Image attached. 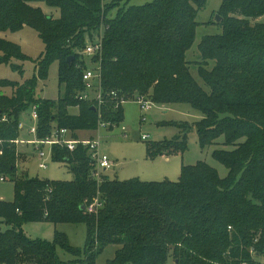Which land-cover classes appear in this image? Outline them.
I'll return each instance as SVG.
<instances>
[{"label":"trees","instance_id":"trees-1","mask_svg":"<svg viewBox=\"0 0 264 264\" xmlns=\"http://www.w3.org/2000/svg\"><path fill=\"white\" fill-rule=\"evenodd\" d=\"M37 1L0 0V31L30 26L44 45L32 77L0 79V88H11L10 94L0 91V118L6 117L0 121V173L15 169L13 140L24 111L36 107L38 138L54 128L72 133L95 130L101 122L114 126L123 116L122 105L114 107L110 97L114 91L200 111L192 126L198 144L214 146L212 156L227 174L220 177L200 160L183 165L177 181L118 180L105 173L98 181L84 146H53L52 160L67 164L73 177H14V200L0 201V264H67L57 248L72 256L71 263L93 264L109 244L120 247L106 264H264L257 262L264 256V22L250 24L264 17V0H221L222 31L201 38L196 61L187 60L186 52L206 0H45L58 15L33 5ZM94 40L101 49L89 61L98 69L101 104L78 98L88 68L82 51ZM26 58L18 44L0 37V64L21 74ZM54 61L58 95L42 98L38 80ZM73 105L79 106L76 114L67 110ZM175 126L185 131L149 144V157L185 151L192 127ZM95 198L102 206L88 212ZM42 221L83 223L84 248L72 246L63 232L46 242L19 230L22 222Z\"/></svg>","mask_w":264,"mask_h":264},{"label":"rangeland","instance_id":"rangeland-1","mask_svg":"<svg viewBox=\"0 0 264 264\" xmlns=\"http://www.w3.org/2000/svg\"><path fill=\"white\" fill-rule=\"evenodd\" d=\"M149 1L151 0H130L129 3L143 4ZM220 3L221 0H206L205 6L197 12L196 21L198 25L194 42L186 52L187 60H200L197 46L201 38L205 35L218 34L222 31L224 17L219 13ZM33 5L40 6L46 13L52 12L54 15H58V11L49 7L45 0L34 2ZM216 14L220 17L217 22L214 21ZM229 16L236 19L241 18L233 14H229ZM256 22H264V17L250 19V24L253 25ZM0 37L18 44L21 51L27 56L26 60L21 62V74L12 70L8 65L0 64V79L6 78L22 82L32 77L36 72L35 60L44 48L37 32L30 26H23L20 30L14 32L0 31ZM83 58L88 67H96L90 63L89 56L83 55ZM212 64L213 61H210L207 67L210 68ZM57 71L58 62L54 61L48 68L46 78L38 80L37 90L40 97L57 98ZM191 74L202 87L208 90V87L198 76L196 67H191ZM0 89L5 94H10L11 92L9 87ZM97 93V89H89L90 99L87 100L94 103ZM125 96V101L122 103L123 116L117 125L109 126L106 124L103 127L98 126L95 130H76L71 134L76 139L99 141L100 152L105 153L113 163V166L105 172L110 178L118 180L137 178L142 181H162L165 179L177 181L183 165L194 164L200 160L216 168L220 177H224L227 174L226 167L212 156L214 146L211 145L202 149L198 144L196 132L192 126L202 117L200 111L187 103L157 104L154 102H151L149 109L144 110L137 102V96ZM140 96L145 97V95ZM67 110L72 114H76L79 112V106H68ZM29 113L30 109L24 111L20 118L24 127L20 129L18 139L23 141H31L35 138L32 133L27 131L32 124L29 119ZM177 124L187 125V128L188 126L192 127V130L187 133L185 151L182 153H160L154 157H149L147 155V146L149 144L171 139L176 134L182 135L185 129L175 126ZM122 127H124L125 131H122ZM123 132L126 133V136H124ZM141 136H146V138L142 139ZM219 141H222V138H219ZM15 145L14 171H3L0 173V177L4 178V180H0V201L12 202L14 200V177L16 176L23 177L27 175L29 177L62 181L72 179L73 176L67 164L62 161L52 160L48 145H40L43 152L42 157L38 156L33 144L19 143ZM41 162L46 164L45 168H39V163ZM19 230L30 239L46 242L53 240L55 231L63 232L67 236L69 243L80 249L84 248L86 240V227L83 223L22 222ZM118 247H120L118 244L107 245L93 261V264H106L109 259L113 258ZM57 253L60 259L68 262L67 264H76L71 263L73 258L67 252L57 248ZM257 262L264 263V256H259ZM79 264H86L85 260H81ZM167 264H172V260H169Z\"/></svg>","mask_w":264,"mask_h":264},{"label":"built area","instance_id":"built-area-1","mask_svg":"<svg viewBox=\"0 0 264 264\" xmlns=\"http://www.w3.org/2000/svg\"><path fill=\"white\" fill-rule=\"evenodd\" d=\"M101 49V44L99 43L98 40L94 41H89L86 45L85 48L82 51L83 55H87L89 57H92L96 55ZM94 64V63H93ZM82 80L85 84V90L78 95L79 99H90L89 95V89H97L98 93L95 96V102L98 104H101L103 102V95L99 87V74H98V69L97 66L94 67H88L83 71L82 74ZM110 97L114 100V107L121 106L122 103L125 101V98L123 96H119L116 92L112 91L110 92ZM137 102L140 104L142 109L147 110L151 106V100L143 97V96H137L136 97ZM29 119L32 121V124L28 128V132L32 133L34 135L33 140H27L23 141L21 139H15L13 142L15 144L19 143H30L34 145V148H36L38 156L42 157L43 152L41 150L40 145L46 144L50 147L49 151L51 153V149L53 146H59V147H64L68 150H74V148L81 144L84 146L90 158L92 159L94 163V171H93V177H95L98 181L100 180V175L105 173L107 169L111 168L113 166L112 161L110 158L105 154L101 153L99 150V141L98 140H93V139H86V140H80L76 139L71 136V131L66 128H54L51 133L48 136H45L43 138H38L36 136L37 132V120H38V114L36 107L33 106L30 109L29 113ZM6 120V117L3 115L0 118V121ZM106 124L101 122L99 123V126H105ZM24 127L23 123L19 121L18 123V128L22 129ZM122 131L124 130V127L121 128ZM124 136H126V133L123 132ZM142 139H145L146 136H141ZM46 164L43 162L39 163V168H45ZM0 180H4L3 177H0ZM102 206V202L99 201L98 198H95L87 207L86 210L88 212H93L96 211L99 207Z\"/></svg>","mask_w":264,"mask_h":264},{"label":"water","instance_id":"water-1","mask_svg":"<svg viewBox=\"0 0 264 264\" xmlns=\"http://www.w3.org/2000/svg\"><path fill=\"white\" fill-rule=\"evenodd\" d=\"M219 19H220V17L216 14L214 16V21L217 22V21H219ZM73 58H74L73 56L68 57V61L72 60ZM81 209H84V206H81Z\"/></svg>","mask_w":264,"mask_h":264}]
</instances>
